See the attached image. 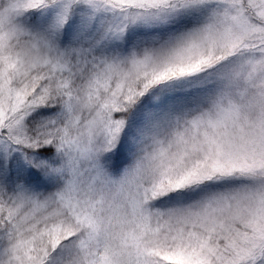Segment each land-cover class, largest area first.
<instances>
[{"label":"snow or ice","instance_id":"6c2138e0","mask_svg":"<svg viewBox=\"0 0 264 264\" xmlns=\"http://www.w3.org/2000/svg\"><path fill=\"white\" fill-rule=\"evenodd\" d=\"M0 264H264V0H0Z\"/></svg>","mask_w":264,"mask_h":264}]
</instances>
